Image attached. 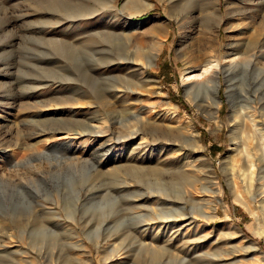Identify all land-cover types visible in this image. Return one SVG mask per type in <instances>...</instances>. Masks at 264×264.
Wrapping results in <instances>:
<instances>
[{
	"label": "rangeland",
	"instance_id": "rangeland-1",
	"mask_svg": "<svg viewBox=\"0 0 264 264\" xmlns=\"http://www.w3.org/2000/svg\"><path fill=\"white\" fill-rule=\"evenodd\" d=\"M149 1L143 9L123 7L124 0H0V264H264V212L245 202L248 192L231 190L219 163L232 145L227 84L264 120V59L221 70L216 122L205 114L212 87L194 100L183 81L184 67L200 71L205 53L221 62L232 49L227 42L243 45L255 27L263 37L264 1L253 5L251 19L231 18L226 5L234 0H218V23L194 19V0L183 4L188 16L167 1ZM136 50L144 73L124 58ZM152 51L154 61L144 54ZM116 81L129 96L136 82L142 85L135 104L150 108V118L167 109L190 116L221 187L219 194L196 192L216 207L213 215L180 190L177 181L186 178L175 164L159 165L166 138L146 134L140 151L112 132L105 98ZM122 104L112 103L120 110ZM69 121L74 129L48 127ZM88 122L104 128L90 131ZM44 149L50 152L36 155ZM229 238L238 249L227 256L221 247Z\"/></svg>",
	"mask_w": 264,
	"mask_h": 264
},
{
	"label": "bare ground",
	"instance_id": "bare-ground-1",
	"mask_svg": "<svg viewBox=\"0 0 264 264\" xmlns=\"http://www.w3.org/2000/svg\"><path fill=\"white\" fill-rule=\"evenodd\" d=\"M98 1L100 3H103L104 5L106 4L111 5L114 2V0H98ZM162 1L164 2L167 1L172 11L180 12L181 10L182 11L186 10L182 16L185 15L188 16L187 13L188 8L185 9L186 8L185 6L187 4L185 3L186 5L185 6L183 5L186 0H162ZM194 1L196 4H199V7H197V5L194 6H196V8L200 10V12L197 15H195L194 19L204 20V22L205 20L206 21L209 20V22H211L210 20H215L218 23V20L223 17L224 12L218 0H194ZM263 1L264 0H234L233 4L229 3L226 5L228 11L227 14L231 18H235L236 14L238 13H243L248 15L250 12H252L251 9H253L252 8L253 5H257L261 2L263 3ZM127 4H133L132 7H137V8L143 6V9H147L151 6L152 3L149 0H124L123 7H125ZM247 8L248 10H246ZM260 10L262 12V15H264V9H260ZM256 14L257 13L254 12L252 14L250 13L248 16L251 17V19H253ZM209 28L211 29L210 26ZM260 29H261L260 27H255L254 34L252 33L253 36H251V38L248 41L243 42V45L241 46L238 45L236 47L235 46L233 47V44L231 42H227L226 47L229 46L230 48L232 47V49L229 52L224 53L225 59L223 61L220 62V60H218L217 57H214L212 53L208 52L207 54L205 53V55H203V59L201 62L202 66L200 65L201 66L200 68L202 69L200 71L192 72V70L189 69L190 67H186V66L184 67L185 74L183 81L185 83L186 95L189 98H194L197 95L198 91L204 90L208 86L212 87L213 100L211 102L209 101L208 103L209 108L207 106L208 109L207 111H205L206 112L205 114L208 115L209 118H212L214 121L217 120L219 117V108L222 101L219 95V86L221 84L219 73L221 72V70L224 73H231L232 71L234 72V69L236 67H239L240 65H244L251 61L260 60V58L264 59V36L263 37L260 36V34L262 33ZM214 32L216 35L218 29L215 28ZM123 35L124 34L120 33L121 37ZM157 47L160 48V43ZM129 53L130 52H128V54ZM144 54L149 60L154 61L157 52L152 51ZM194 56H192L193 59ZM124 58H127V60H129V68H131L134 73L145 72L141 70L143 66L141 63L142 53L136 50L135 53L131 52L129 54V57H124ZM117 82L118 81H116V83L113 86H111V89L113 88L114 91L112 90L113 92L111 91L107 92L105 98L106 101L105 106L107 109L106 115L109 120L108 122H110L108 126L112 128V132L115 133L116 131L117 133L116 137L118 138L119 137L130 138V140H125V141H127L128 143L129 142L134 143L131 149L136 148L137 150L140 151H142V147L148 145V143L145 141L146 134L147 135L149 134L148 136H151V138L155 137L156 135L161 136L160 138L162 137L166 138L167 142L163 143L164 145L160 146L161 148L159 151L161 152L162 154L161 157L163 158L158 162L160 163L159 165L175 164L176 166L175 170L177 172L176 173L177 176L179 175L182 176V178L184 177V179L186 178L185 179L186 181L184 183L177 181V185L180 187V190H182L186 194L187 193L192 194L193 195L192 199L194 198L193 200L196 201L199 206L202 205L201 211H203V213H205L206 215H213L211 213L214 211L216 207L210 205L209 203L210 199H206L203 197L204 200H201L203 198L200 197V195H197V193L198 191L204 192L203 190L208 189V191L211 190V192L213 191V193L219 194L221 187L218 181L216 180L217 175L215 174L214 165L213 163L208 161L204 153V145L201 143L199 136L200 133L196 128L195 124L193 123L192 119L190 118V116H185L183 114H180L176 110L167 109L164 110L163 112H160L155 117L153 116L154 118H150L148 114L150 108L147 109L146 105L144 104H140V105L135 104V103H140L142 100V94L144 93L140 89L141 88L140 86L142 85H139V83L136 82L135 88L131 89L134 95L129 96V94L128 95L126 94V91L124 89L125 87L122 85V83H117ZM229 85L230 83L227 84V86L229 87L227 92H228V99L230 101V115L231 118L233 119V122L231 123L232 145L230 147L229 153L224 158L219 159V163L223 170V174L225 175L226 181L231 187V190L232 191H237V190L242 191V189L245 190L246 192L249 193V195L246 196L245 202L248 203V205L254 209L257 207V202H258L259 207L264 212V120L260 119L259 117L260 115H258L256 111L257 107L251 101L238 103L233 94V89L230 88ZM148 87L151 88L152 85ZM155 87L157 92L159 93L160 86L157 85ZM111 95L116 97L115 101H119L123 103L122 104L123 108H121V110L117 109L116 108L117 106L113 107L112 103L115 104V101L110 100L109 96ZM72 101L75 103H79L80 100L78 97H75L72 99ZM262 110H264V108ZM262 110L259 113H261V115L264 116V111ZM52 122H56V121L53 120ZM77 123L80 125V122ZM86 125H88L87 127L90 131H97V132L101 131L100 128L103 127L101 123H96V122H88V124ZM122 126L127 127V131L124 133H121L118 130ZM48 127L52 129H63V128L74 129V122L69 121L64 126L63 125L56 126L55 123L53 125H48ZM82 130L87 131L86 129H82ZM69 139L65 141H69ZM53 143L54 144H52L51 146L48 145L46 148L50 149L51 151V149L55 147V144H57L55 142ZM182 145L187 146L188 149ZM143 150L145 151L146 149ZM50 151L44 149L43 151L42 150L38 151L36 155L37 156L47 155V153ZM128 165L129 164H127L126 166ZM132 166L139 167L137 164ZM204 167L206 168L207 171V175L205 177L200 174L202 172L206 174L204 172V169H202ZM115 168L116 167H114L113 170ZM256 211L258 210L256 209ZM192 215L193 217L196 216L194 214ZM193 217L191 216L190 219L192 220ZM182 236H185V233ZM224 243L226 244L221 247L224 255L226 254L228 256L230 254H233L238 249L236 248L237 246L236 247L234 246L235 244L234 242L231 241L230 238L225 239ZM153 248L155 247H152V249ZM233 259H235V255L233 256ZM256 259L261 260V262L263 261L262 256Z\"/></svg>",
	"mask_w": 264,
	"mask_h": 264
}]
</instances>
